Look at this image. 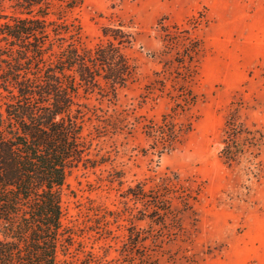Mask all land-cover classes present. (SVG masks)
I'll return each instance as SVG.
<instances>
[{
    "label": "rangeland",
    "instance_id": "rangeland-1",
    "mask_svg": "<svg viewBox=\"0 0 264 264\" xmlns=\"http://www.w3.org/2000/svg\"><path fill=\"white\" fill-rule=\"evenodd\" d=\"M19 13L0 0V25ZM51 13L81 49L106 43L105 27L132 35L134 67L116 94L81 92L89 151L62 192L58 264H264V0H61Z\"/></svg>",
    "mask_w": 264,
    "mask_h": 264
},
{
    "label": "trees",
    "instance_id": "trees-1",
    "mask_svg": "<svg viewBox=\"0 0 264 264\" xmlns=\"http://www.w3.org/2000/svg\"><path fill=\"white\" fill-rule=\"evenodd\" d=\"M13 1L20 13L0 25V264H58L62 192L89 151L79 98L130 83L133 37L105 27L106 43L81 49L78 27L50 18L61 0ZM241 151L228 143L223 155L231 162Z\"/></svg>",
    "mask_w": 264,
    "mask_h": 264
}]
</instances>
